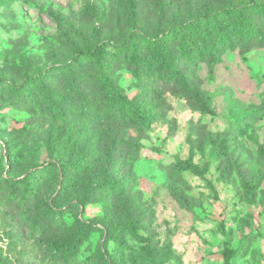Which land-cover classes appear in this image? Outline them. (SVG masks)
<instances>
[{
    "label": "rangeland",
    "instance_id": "1",
    "mask_svg": "<svg viewBox=\"0 0 264 264\" xmlns=\"http://www.w3.org/2000/svg\"><path fill=\"white\" fill-rule=\"evenodd\" d=\"M250 1L0 0V264H264V17L178 60L186 86L110 56ZM101 43L102 69L75 58Z\"/></svg>",
    "mask_w": 264,
    "mask_h": 264
},
{
    "label": "trees",
    "instance_id": "2",
    "mask_svg": "<svg viewBox=\"0 0 264 264\" xmlns=\"http://www.w3.org/2000/svg\"><path fill=\"white\" fill-rule=\"evenodd\" d=\"M254 14H260L264 17V5L259 4L256 0H251L242 9L228 7L215 14L206 13L184 23L175 21L171 24L170 29L164 33V36L149 37L142 35L138 40L133 33H130L123 42H107L111 43L116 49V52L110 56L117 57L120 55L127 58L135 69L143 66L146 70H153L158 78L179 79L186 86L176 68L177 61L181 59L184 61L198 60L203 57L202 51H198L195 56H191V51L199 50L200 45L204 46V50H207L209 54L216 51V45L212 43L214 37H217V41L221 44L229 45V27L232 31L247 33V35L255 33L256 27L252 22ZM171 43L177 45L179 52H175ZM105 44L101 43L79 51L75 54V58L80 57L89 60L99 69H102L107 56ZM141 48H149L152 51V57L142 56L140 54ZM102 87L108 101L107 105L110 108L109 113H116L122 119H133L135 125L140 129L148 127L149 122L154 117L143 110L142 102L129 99L122 92L114 90L106 81L103 82ZM11 89L17 93L20 91L19 87L11 86ZM188 91L196 96L195 92L189 89ZM127 227L131 233L140 237L137 234L136 222H129ZM68 249H70L69 242L66 244V250ZM225 264H228L227 259Z\"/></svg>",
    "mask_w": 264,
    "mask_h": 264
}]
</instances>
